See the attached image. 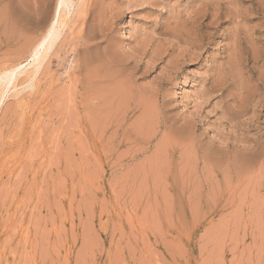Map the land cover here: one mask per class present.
<instances>
[{
  "label": "rangeland",
  "instance_id": "1",
  "mask_svg": "<svg viewBox=\"0 0 264 264\" xmlns=\"http://www.w3.org/2000/svg\"><path fill=\"white\" fill-rule=\"evenodd\" d=\"M58 1L0 0V264H264V0H71L40 67Z\"/></svg>",
  "mask_w": 264,
  "mask_h": 264
},
{
  "label": "bare ground",
  "instance_id": "2",
  "mask_svg": "<svg viewBox=\"0 0 264 264\" xmlns=\"http://www.w3.org/2000/svg\"><path fill=\"white\" fill-rule=\"evenodd\" d=\"M70 6H71V0H59L58 1V5H57L58 11L56 10L57 14H56V19H55L54 23L49 25L50 27L48 28L46 33L43 34L44 36L31 49V54L29 56L33 58L32 61L34 63H32V64H36V65L40 66L43 63V61L46 59L48 53L53 49V47H55V44L57 43L59 37L61 36V24H63V21L61 18L62 13L66 8H70ZM30 65H31V63H30ZM22 66H23V63H19L16 66H14L13 68L11 67L12 69H10L9 71H7L4 74V77L6 78L7 84L4 88L3 93L5 92V89L7 90L9 88V86H10V84H12L13 80H15L16 74L21 68H23ZM34 68H36V67L34 66ZM34 71L38 72V70H35V69H34ZM18 75H20V74H18ZM34 75L36 76V74H34ZM34 75L32 76L33 78L35 77ZM29 79H30V77L28 78V81H30Z\"/></svg>",
  "mask_w": 264,
  "mask_h": 264
}]
</instances>
